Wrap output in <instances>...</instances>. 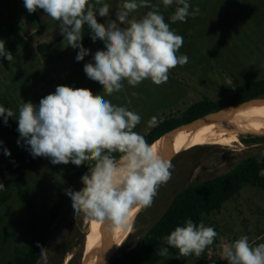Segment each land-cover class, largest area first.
<instances>
[{"label":"rangeland","instance_id":"1","mask_svg":"<svg viewBox=\"0 0 264 264\" xmlns=\"http://www.w3.org/2000/svg\"><path fill=\"white\" fill-rule=\"evenodd\" d=\"M104 2L110 5V16L99 17L97 14L99 23L114 20L117 6L123 0ZM150 2L159 6L170 28L183 36L184 43L177 54L186 55L188 63L171 69L168 80L160 85L146 79L137 87H131L124 81L122 92L106 97L141 116L134 131L142 136L149 135L161 122L178 116L195 102L205 98L213 102L230 100L244 83L264 78V0H188L190 11L199 7L200 13L195 18L189 17L187 22L175 23L170 20L177 7L175 3L165 9L162 0ZM149 10L140 8L130 18L139 19ZM37 21L35 14H29L27 10L26 13H19L14 8L4 11L0 6V39L15 57L11 63L0 58V98L8 99L10 109L18 116L22 100L39 104L40 99L54 93L58 85L87 88L94 95H103L102 86L90 80L83 70L84 64L94 63L92 57L97 50H104L103 42L89 41V55L77 62L76 49L67 47V42L62 40L45 53L46 57L36 61L35 56L42 54L37 46L61 36L57 21L47 23L38 36L41 31L32 27L38 25ZM26 23L28 28L25 30L23 25ZM26 40L29 42L25 44ZM65 54L68 58L63 61ZM67 69L70 70L68 74L65 73ZM259 103L263 104L264 98L248 105ZM248 105L224 112L248 111ZM153 116L158 123L150 126L149 120ZM218 117L203 120L198 125ZM15 118H9L5 124L0 117V182L6 188L2 192L11 193L10 200L0 205V264H8L19 250L27 248L32 220L41 232H47L44 246L47 264H82L86 246L84 241L78 240L87 235V219L83 215L74 217L66 190L78 191L83 187L81 176L88 172V167H77L72 163L54 165L48 158H33L28 149L26 179L33 190V214L30 216L17 193L15 176L4 165L18 154L20 136ZM154 142L157 148L159 140ZM4 149L11 155H5ZM180 151L171 160V179L159 187L152 205L135 211L126 231L120 229L115 234L114 242L123 243L116 245L115 257L140 244L182 190L224 175L245 159L264 153V135H240L231 146L196 145ZM55 200H62L63 205L58 218L51 222ZM203 222L214 228L218 236L200 258L189 256L181 262L174 254H169L157 264H227L223 255L226 243L243 235L248 236L253 246L264 243V189L245 184L220 210L205 214Z\"/></svg>","mask_w":264,"mask_h":264},{"label":"clouds","instance_id":"2","mask_svg":"<svg viewBox=\"0 0 264 264\" xmlns=\"http://www.w3.org/2000/svg\"><path fill=\"white\" fill-rule=\"evenodd\" d=\"M174 3L177 7L170 16L173 23L187 22L200 13L199 7L190 11L188 0H162L165 9ZM23 5L29 14L43 10L59 22L67 47L78 49L77 62L90 52L82 44L85 25L93 42H103L104 50H97L92 57L94 63L84 64L83 70L90 80L102 86L104 94L58 85L39 104L22 100L18 116L12 109L0 106V117L5 124L16 117L20 136L17 144L23 141L33 158L44 157L54 165L72 163L77 167L91 162L88 172L81 176L83 187L66 190L74 217L83 215L110 229H127L129 213L152 205L159 187L171 179L173 164L134 131L141 116L106 97L122 92L124 81L131 87L146 79L156 85L166 82L171 69L188 63L186 55L177 54L184 38L170 28L159 6L150 0H123L117 6L115 19L106 23L97 20V14L110 16V5L104 0H23ZM140 8L150 10L139 19L130 18ZM0 58L9 63L15 58L3 39ZM157 123L155 116L149 120L150 126ZM4 154L11 155L7 149ZM262 162L257 160L258 164ZM258 174L264 177V169ZM4 190L5 185L0 182V192ZM217 236L214 228L202 221L197 224L186 219L183 226H177L162 241L178 250L177 259L200 258ZM36 246L41 249L38 264H47V249L39 242ZM169 247H161L158 255L168 257ZM223 255L227 264H264V243L253 246L243 235L226 243Z\"/></svg>","mask_w":264,"mask_h":264},{"label":"trees","instance_id":"3","mask_svg":"<svg viewBox=\"0 0 264 264\" xmlns=\"http://www.w3.org/2000/svg\"><path fill=\"white\" fill-rule=\"evenodd\" d=\"M34 14L35 16L38 15L37 12ZM63 39L64 37L61 35L53 42L40 43L37 46V49L39 52L45 53L51 50L55 45L59 44ZM89 41V31L88 28L84 26L82 44L86 49L89 48ZM262 95H264V78L249 81L244 83L230 100L213 102L212 100L205 98L201 101L195 102L178 116L170 117L161 122L149 133V135L144 137L148 143H151L159 136L162 137L172 130L189 124L210 112L239 104ZM253 101L230 108L227 111L246 106ZM0 106L10 108V101L5 98H0ZM184 130H187V127L184 126L169 136ZM17 148V156L10 158L7 163H4V165L15 176L17 193L21 197L28 213L32 216L33 190L29 187L26 179L28 147L21 142L19 145L17 144ZM262 154L245 159L224 175L182 190L174 198L163 217L146 233L140 244L114 257L107 264H157L160 260L165 258L158 255V250L161 247H169L163 243L162 237L170 234V232L177 226H183L186 219H191L197 224L201 221L203 222V216L205 214L208 215L214 211L220 210L223 204L237 194L245 184H251L264 189V177H261L258 174L261 169H264V162L257 163V160L264 161V155ZM83 166L91 167V162H86ZM10 198V191L0 193V205L6 203ZM62 205V200L54 201L50 213L51 222H54L58 218ZM30 230L31 240L29 241L27 248L19 250L8 264H37L40 260L41 249L36 245L37 242H39L41 245L45 246L47 232H41L33 220L31 222ZM169 254L177 256L179 253L177 249L169 247ZM179 260L183 262V258H179Z\"/></svg>","mask_w":264,"mask_h":264},{"label":"bare ground","instance_id":"4","mask_svg":"<svg viewBox=\"0 0 264 264\" xmlns=\"http://www.w3.org/2000/svg\"><path fill=\"white\" fill-rule=\"evenodd\" d=\"M227 110L228 109L223 110L218 114L208 115L196 122L194 125L185 126L187 127V130L169 136L184 126L178 127L164 136L154 140H159L157 149L165 156L166 159H168L170 153H172L174 149L187 150L188 148L196 145L222 147L231 146L233 143L238 141L240 135H264V103L260 105H251L249 106L248 111H238V109L234 112H224ZM216 116L220 117L215 118L208 123L198 125L201 121L211 119ZM154 141L149 144L156 146ZM138 209L139 207L134 208L129 213L128 224L130 223L133 214ZM87 224V235L84 238V245L86 246V257L84 263L89 261L93 263L92 260L104 247L105 243L111 239L113 235L119 232L121 228L117 227L115 229H110L107 225L100 224L95 221H89L88 219ZM123 230L126 231V229H122V231ZM116 242L113 241L110 243L108 259L114 255Z\"/></svg>","mask_w":264,"mask_h":264},{"label":"crops","instance_id":"5","mask_svg":"<svg viewBox=\"0 0 264 264\" xmlns=\"http://www.w3.org/2000/svg\"><path fill=\"white\" fill-rule=\"evenodd\" d=\"M0 6H2V8H4V11H6L7 9H11V8H14L15 10L17 9L18 10V12L19 13H26V9H25V7H24V5H23V0H1V2H0ZM37 16H36V18H37V23H38V25H40V26H38V25H33L32 27H34V29H35V31H41V32H39V33H37L38 34V36L42 33V30L44 29V27L46 26V24L47 23H53L55 20H53V19H51L49 16H47V15H45L44 14V12H43V10H38L37 11ZM30 24V23H29ZM23 28L26 30L28 27H27V23L25 24V25H23ZM41 29V30H40ZM90 35V41H92V39H91V34H89ZM33 39V38H32ZM31 40V37H30V39H29V41ZM29 41H27L26 40V42H25V44L26 43H28ZM24 44V45H25ZM89 49V48H88ZM76 51L78 52V49H76ZM46 53V52H45ZM45 53H42V54H39V56H35V58H36V61L37 60H42L44 57H46L45 56ZM47 55V54H46ZM44 56V57H43ZM68 55L67 54H65L63 57V61H65V59H67L68 57H67ZM38 57V58H37ZM75 61H73V63H74ZM69 69H67L66 70V74H68L69 73ZM66 79L68 80V78H67V75H66ZM66 80V81H67Z\"/></svg>","mask_w":264,"mask_h":264},{"label":"water","instance_id":"6","mask_svg":"<svg viewBox=\"0 0 264 264\" xmlns=\"http://www.w3.org/2000/svg\"><path fill=\"white\" fill-rule=\"evenodd\" d=\"M259 98H264V95L259 96V97H256V98L251 99V100H248V101H245V102H242V103H239V104H235V105H231V106L224 107V108H222V109H220V110H217V111L210 112V113H208V114H206V115H204V116H201V117H199L198 119H196V120L190 122L189 124H186V125H183V126H191V125H194L196 122H198L199 120H201L202 118H204V117H206V116H208V115L218 114V113L222 112L223 110H226V109H229V108H233V107H237V106H240V105L246 104V103H248V102H250V101H253V100L259 99ZM159 137H160V136H159ZM159 137H158V138H159ZM158 138H156V139H158ZM156 139H155V140H156ZM153 141H154V140H153ZM179 152H181V151H180V150H176V149H174L173 152L170 153L168 159L172 160L173 157H174L175 155H177ZM139 210H140V208H139ZM139 210H138V212H139ZM138 212H137V214H138ZM136 217H137V215H136ZM132 227H133V224H132V226L130 227V230L132 229ZM130 230H129V231H130ZM128 233H129V232H128ZM128 233H127V234H128ZM115 237H116V235H113V236L111 237V239H109V240L105 243L104 247L100 250V252H99V253L95 256V258L92 260L93 263H91L90 261L87 262V263H84V261H82V264H90V263H91V264H107L109 261H111V260L115 257V255H114L113 257L109 258V259H108V255H109V252H110V243H112V242L114 241ZM78 241H84V237H81ZM106 249H107V250H106Z\"/></svg>","mask_w":264,"mask_h":264}]
</instances>
